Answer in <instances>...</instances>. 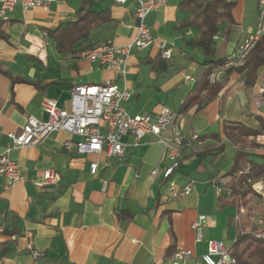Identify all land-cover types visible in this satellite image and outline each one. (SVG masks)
Returning <instances> with one entry per match:
<instances>
[{
    "label": "crops",
    "instance_id": "obj_1",
    "mask_svg": "<svg viewBox=\"0 0 264 264\" xmlns=\"http://www.w3.org/2000/svg\"><path fill=\"white\" fill-rule=\"evenodd\" d=\"M181 1L168 0L147 17L153 34L174 46L173 56L158 70L153 65L161 52L158 45L133 49L125 77L90 61L86 53L106 39L119 46L132 40L137 0L97 2L94 8L110 9L113 21L95 27L89 37L63 53L50 32L75 21L83 0H50L49 9L24 10L17 4L8 14L5 36L0 35V152L12 143L9 133L20 132L29 116L48 119L44 99L68 108L75 85L107 80L132 92V98L124 102L132 116H155L163 106L173 109L176 116L167 136L175 132L211 136L194 150L183 149L171 179L182 187L191 184L192 189L179 197H172L168 190L163 169L170 160L152 133L139 142L125 135L122 158L106 151L79 154L75 142L80 137L62 130L37 145L12 148L10 157L19 165L22 179L12 182L0 175V224L4 227L0 264H165L176 250H191L195 256L205 253L209 239L232 245L237 209L218 204L217 186L226 180L236 146L223 129L227 122L253 129L264 125V67L252 86H247L238 69H228L213 99L200 108L194 103L181 111L197 86L205 60L200 49L186 44L194 33L179 27L186 16L179 8ZM259 9V0H236L234 23L217 38V58L227 57L256 31ZM212 135L221 139L220 151ZM247 141L250 159L264 163V130ZM92 162L99 165L97 175L90 171ZM48 169L57 173V183L37 186L35 181ZM203 213L209 219L203 240L196 242L191 224ZM30 243L42 256L32 255ZM194 262L195 257L186 260V264Z\"/></svg>",
    "mask_w": 264,
    "mask_h": 264
},
{
    "label": "built area",
    "instance_id": "obj_2",
    "mask_svg": "<svg viewBox=\"0 0 264 264\" xmlns=\"http://www.w3.org/2000/svg\"><path fill=\"white\" fill-rule=\"evenodd\" d=\"M0 19L6 20L17 4L24 10L43 7L50 8V0H0ZM103 1V0H98ZM115 3H124L127 0H112ZM168 0H137L135 17L137 19L136 34L132 40L124 46L116 45L112 39H106L97 43L86 53V57L97 62L107 69L116 71L121 77H125L128 71V61L133 49H144L158 45L162 56L169 59L173 56L174 46L164 39L156 37L149 25L147 17L152 12L165 5ZM264 34V0L260 1L259 18L256 31L249 34L231 52L226 60L217 65L210 74V81L216 82L228 69L242 67L250 51ZM188 79L192 77L188 76ZM133 94L127 88L120 89L110 80L101 84H78L72 88L70 105L68 108L59 106L55 100L44 99L42 108L47 113L46 121L29 116L26 124L20 132H11L12 141L3 152H0V175L8 177L12 182L22 179L19 165L10 157V151L15 147L37 145L55 131H66L69 134L80 137L75 142L76 151L79 154L99 153L106 151L114 158H122L125 154V143L122 138L132 135L136 142L142 140L147 134L157 136L166 150V157L170 164L163 169V175L168 180L169 192L172 197H179L191 192L192 186L178 185L171 179L179 168L182 159V148L187 146L194 148L198 144L208 142V138L199 133L185 135L175 132L173 136L166 135L173 123L176 113L168 106H163L160 111L152 116L130 115L124 107V102L130 100ZM99 165L97 162L90 164V171L97 175ZM251 166L247 165L241 173L248 175ZM156 170L153 171V174ZM58 175L52 170L45 171L42 179L35 181L39 187L53 186L57 183ZM106 184V182H104ZM247 183L252 186L261 199L262 216H251L258 228L251 230L250 226L244 227V217L248 214V208L240 205L233 216L236 234L232 245L228 246L222 240H207L205 253L195 256L191 250H176L165 264H186L188 258L195 257L194 264H240L232 254L233 244L238 235L251 231L258 238H264V182L261 179L248 177ZM223 192L231 193V189L225 188L224 183L217 186V195ZM209 215L200 214L191 224L195 235V241L201 242L204 238V228ZM4 227L0 224V236ZM29 251L35 257L42 256V252L36 249L32 243L28 245Z\"/></svg>",
    "mask_w": 264,
    "mask_h": 264
},
{
    "label": "trees",
    "instance_id": "obj_3",
    "mask_svg": "<svg viewBox=\"0 0 264 264\" xmlns=\"http://www.w3.org/2000/svg\"><path fill=\"white\" fill-rule=\"evenodd\" d=\"M97 2L99 1L83 0L75 21L62 24L50 32L59 52L63 53L73 50L82 40L89 37L95 27L113 21L110 9L97 11L94 8ZM235 4L236 0H182L180 2L179 8L181 11L186 12V16L182 19L179 27L183 32L191 30L194 33L186 44L200 49L205 56L204 69L199 75L197 86L182 105L181 111L186 110L194 103H197L199 108L202 107L221 90V77L216 82H211L209 78L213 69L226 60V57H216L217 38L221 30L226 28V32H228L230 26L234 23L232 11ZM8 22L9 20L0 19L1 36H5L4 27ZM95 45H92L88 51ZM165 61L166 58L160 52L158 58L153 61V65L160 70L165 66ZM263 67L264 34L248 54L245 65L236 69L243 74L247 86H252L255 84ZM203 92L206 93L204 97H202ZM223 130L229 141L236 146V153L232 167L224 174L226 180L220 182V184L224 183L225 188L231 189V193L223 192L218 198V204L221 206H233L236 209L240 205L247 206L248 214L243 219V225L244 227L250 226L251 230H255L258 227L251 220V216H262L261 199L254 192L252 186L247 183V179L248 177H253L264 182V163H257L250 159V154L247 150V138L263 132L264 125L253 129L238 122H227ZM201 136L210 139L211 135L201 134ZM212 136L215 137L216 143L219 144L215 148L220 151L223 147L221 139L218 135ZM185 148L189 147L184 146L182 151ZM194 148L190 149L194 150ZM207 150L205 149V151ZM247 165L251 166V171L248 175H245L241 171ZM232 254L240 264H264V238L256 237L251 231L239 234L237 241L233 244Z\"/></svg>",
    "mask_w": 264,
    "mask_h": 264
}]
</instances>
